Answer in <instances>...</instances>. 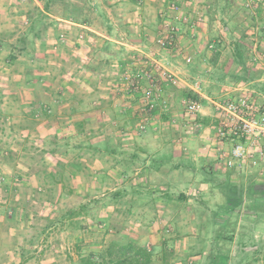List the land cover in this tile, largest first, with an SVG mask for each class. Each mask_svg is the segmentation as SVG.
Here are the masks:
<instances>
[{
  "label": "rangeland",
  "instance_id": "374dc122",
  "mask_svg": "<svg viewBox=\"0 0 264 264\" xmlns=\"http://www.w3.org/2000/svg\"><path fill=\"white\" fill-rule=\"evenodd\" d=\"M232 1V14L219 9L212 23L203 0H0V36L14 44L26 39L27 57L40 55L47 76L35 92H18L17 82L0 75V264H20L17 248L31 218L57 219L66 208L97 200L89 215L37 240L25 264H80L81 256L97 259L112 242L145 248L150 264H200L221 224L213 216L226 201L220 180L244 200L225 229L227 264H264V204L249 209L257 199L244 191L264 176L248 177V169L231 179L220 164L225 152L219 163L199 156L202 150L219 158L224 143L213 123L199 125L198 114L211 117L216 103L242 95L264 111V0ZM215 2L225 5L208 4ZM33 24L43 41L30 33ZM75 24L95 33H70ZM121 43L148 47L129 51ZM2 54L0 73L9 51ZM191 103H200L201 113H191ZM54 136L58 153L51 155L42 148ZM120 144L143 159L168 158V174L151 160L123 174L105 153ZM115 191L126 194L104 207ZM130 200L133 207L124 203Z\"/></svg>",
  "mask_w": 264,
  "mask_h": 264
},
{
  "label": "trees",
  "instance_id": "16d2710c",
  "mask_svg": "<svg viewBox=\"0 0 264 264\" xmlns=\"http://www.w3.org/2000/svg\"><path fill=\"white\" fill-rule=\"evenodd\" d=\"M36 24H33L31 27V31L34 34V38L36 40L43 41L44 36L40 33H36ZM48 29L46 26L44 31ZM27 42L26 39H20L17 44H1L2 49L5 48L7 51H9L8 54V60L9 61H17L21 57L27 56ZM1 105V102H0ZM1 116H2V110L0 106V126H1ZM80 130L79 132H81ZM107 145V144H106ZM58 146L57 138L51 137L48 138L45 142H43V150L51 155L57 154L58 149L56 148ZM83 144H79L75 146V149H82ZM123 145H117L115 148H106V154H109L110 159H106L108 162H113L114 166L116 167H123V174H126L130 171V166L137 163H145L148 160H151L153 164H166L168 165L169 159H156V158H142L139 153L138 149L136 148L133 150H128L123 148ZM112 149V150H111ZM119 156V158H118ZM219 184L223 187H225L227 190L226 194V201L225 204L216 211L213 216L216 220L221 221L220 226L216 229L214 238L212 241V247L209 250V252L204 256L203 254H199L200 260L198 261L200 264H227L228 262V254H225L223 252L225 241H227L228 238L225 237V229L230 225L229 221L232 217V214L237 210L242 204H243V192H239L237 189H234L232 187H228V185L225 183L224 180H220ZM251 195H263L264 196V188L260 192L254 191V193L250 192ZM126 192L122 191H115L111 194H108V199L113 200L112 202H103L104 207H108L109 203L116 204L121 198H124ZM249 197L250 195L247 194ZM170 199H173L174 196H167ZM179 199V197H178ZM101 200H97L95 202L89 201V202H83L82 204L78 206H74L71 208H66L63 210L60 218L52 219L50 217L41 218L40 222L37 223L38 218H31L30 225H29V231L26 237L23 239L22 243L18 245L17 248V254L21 258L20 264H25L28 261H30L34 257V252L37 251L36 248V241L39 240L42 237H47L51 231L56 229L60 224H64L66 220H71L74 217L77 216H83L89 215V209L93 204L100 203ZM255 205L252 207V205L248 206L249 209H253L255 211L261 209V203L258 200H255ZM130 206H134L136 202L128 201L124 202ZM90 207V208H89ZM96 220V219H95ZM94 220V221H95ZM100 223H107V218L99 219L97 220ZM41 223V224H40ZM97 259L94 258V256H88L80 257V264H150L152 260V254L146 250L145 248L138 247L133 242H112L108 248L101 254L97 255ZM251 264V263H250Z\"/></svg>",
  "mask_w": 264,
  "mask_h": 264
},
{
  "label": "crops",
  "instance_id": "0c3cea01",
  "mask_svg": "<svg viewBox=\"0 0 264 264\" xmlns=\"http://www.w3.org/2000/svg\"><path fill=\"white\" fill-rule=\"evenodd\" d=\"M213 1L214 0H203V2H205V4L202 2V4L204 6L209 5V10H207L206 13H208L210 15L209 18H210V20H212V23L214 22V17L215 18H218V15H217L218 13L217 12H219V9L222 10L221 11L222 12L221 14H223V15L224 14H226V15L232 14V12H233L232 11V8L234 7L233 5H235L234 4V1H232V0H224V2H222L223 4H225L224 6H221L220 5V2H219V6H218V4H216V2H215V3L212 4V7H210V4H208V3L209 2L212 3ZM211 8H213V9H211ZM1 16L4 19L7 18V14H3ZM210 24H211V21H210ZM82 29L88 31L87 33H89V34L95 33L94 31L90 30L89 28H87L85 26H82L81 24H75V28L72 29V31H74V32H70V33H75V34L79 35V33L83 32ZM30 33L32 34L31 29H30ZM82 36H84V35H82ZM89 36L87 37L88 39L90 38ZM201 37H203V34L201 35ZM183 40H184V38H183ZM89 41H90V39H89ZM3 43H6V44H9V43L14 44L15 42H12L11 40L8 41L7 39H5V38H3V37L0 36V56L1 55L3 56V54H2V47H1V44H3ZM92 45L94 46V44H92ZM121 46L122 47L123 46L124 47H128V48H126V50L131 49L132 51H136V52H141L143 48L148 47V46L141 45V44L140 45L133 44L132 46H128V44H126V43H121ZM133 54H134V52L132 53V55ZM29 56L28 57L27 56L26 57H21L17 61H9L8 60V56H5L4 59H3V61H4L3 62V65H4L3 66V72H1L0 75L4 76L5 77L4 80H7V82H10L11 83L13 80L15 82H17L15 85H17L18 92H35V90H37V87L40 85V83L41 82H44L45 80H47V76H41V73H40V71L42 69H44L43 67L40 68L39 67L40 64L38 63V59L41 58V56L38 55L37 53H35L33 55H29ZM165 59H166V61H169L171 64L175 60L174 56H170V57H166L165 56ZM174 62H176V60ZM85 63L86 62H83L82 63V64H84V69H85L86 66H88V62L86 64ZM75 66H77V63H75ZM86 68H88V67H86ZM15 69L17 71H15ZM71 74H73V71H72ZM89 75L91 76L92 74L90 73ZM86 77H88V76H86ZM93 77H94V75H93ZM69 80H70L71 84L73 83L76 86L75 88L78 87L77 84H76L77 82L75 81L76 79H73V78L70 77ZM240 84H243V86H245V85L248 86V84H246V83H240ZM22 85L27 86V87L26 88H23V90L20 91L21 90L20 87ZM164 85H165V87L163 88L164 89L163 92H165V94H166V92H167L166 89L168 88V86L166 84H164ZM18 86H19L20 90H19ZM240 89H244V88H240ZM1 92H3V91H1ZM10 92H12V90ZM165 101H167V100H165ZM26 109L28 111V108H26ZM198 115H199V117H202L201 118L202 119V122H198L199 125L201 124V126L205 127L206 126L205 124H208V121H210L209 124H212L213 123L214 126H215V128L218 129V126H219V117H218V114L215 112V110H214L213 116H211V117L204 116L205 115V111H203L201 114H198ZM183 132H184V130H183ZM216 134H215V136H216ZM220 143L223 144L222 142H220ZM163 145H166L165 141L163 142ZM223 145L224 146H221V149L222 150H220L219 155H218L219 158L218 157L217 158L216 157L214 158V155L212 156V154H210V153L207 154L206 152H203L201 150V155H199L201 157V161L202 162H205L206 160H209L210 162H216L217 163L218 162V159H221L222 158V157L220 158V156L223 155V152H225V154H227V156H228L229 155L230 146L225 145V144H223ZM221 151H223V152H221ZM147 156L148 157H151L149 154H147ZM151 158H149V159H151ZM226 163H224V162L221 163L220 162V164L227 169L228 174H230V178L231 179H233L234 177H236L238 175L239 176H241L243 174L244 175H247V170L248 169H249L248 177H253V178H258L259 177L260 178L261 176H264V165L263 166H260V167H257V168H253V167H251V166L248 165L247 161L244 162V163H242V164H236V165H233V166H228ZM154 166L156 167V171L158 173L163 174V175H167L168 172H169V170H170L169 169V166L166 165V164H163V165L162 164H159L158 166H157V164H154ZM150 170H151V168L147 170V172H146V175L147 176H149L151 174L152 171H150ZM200 185H201L200 187H203L202 189H205L204 187H207L206 183H204V182L203 183H200ZM167 188H168V186H167ZM167 188H165V187H161L160 188L161 191H163V195H167V192H168L167 191L168 190ZM263 188H264V183H258V182H256V184H250L247 187H245L244 188V191H245V193H247V194L250 195L249 197L247 196L249 199H251V200L252 199H257V200L260 201V203L264 204V196L263 195H257V194L256 195H254V194L251 195V193H250V192L254 193V191L260 192V191H262ZM240 191H242V190H240ZM254 202H256V201L254 200Z\"/></svg>",
  "mask_w": 264,
  "mask_h": 264
},
{
  "label": "built area",
  "instance_id": "2783aa9c",
  "mask_svg": "<svg viewBox=\"0 0 264 264\" xmlns=\"http://www.w3.org/2000/svg\"><path fill=\"white\" fill-rule=\"evenodd\" d=\"M163 45H166V42H163ZM162 76L167 82L176 83L169 73L164 72ZM150 95L149 93L148 96ZM187 107L191 113L202 111L200 103H191ZM150 108H153V104ZM215 112L220 122L219 139L230 146L227 165L233 166L249 161L253 168L263 166L264 111L261 107L248 96L242 95L216 103Z\"/></svg>",
  "mask_w": 264,
  "mask_h": 264
}]
</instances>
